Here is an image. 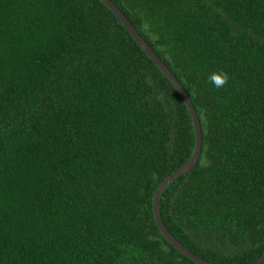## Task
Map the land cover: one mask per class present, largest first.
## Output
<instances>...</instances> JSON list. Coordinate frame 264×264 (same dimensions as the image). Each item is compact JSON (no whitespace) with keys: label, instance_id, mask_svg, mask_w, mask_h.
Instances as JSON below:
<instances>
[{"label":"trees","instance_id":"obj_1","mask_svg":"<svg viewBox=\"0 0 264 264\" xmlns=\"http://www.w3.org/2000/svg\"><path fill=\"white\" fill-rule=\"evenodd\" d=\"M113 1L201 123L197 164L160 197L164 222L205 259L255 264L264 0ZM220 70L230 80L217 89L208 75ZM194 149L181 94L101 0H0V264H199L153 210Z\"/></svg>","mask_w":264,"mask_h":264},{"label":"water","instance_id":"obj_2","mask_svg":"<svg viewBox=\"0 0 264 264\" xmlns=\"http://www.w3.org/2000/svg\"><path fill=\"white\" fill-rule=\"evenodd\" d=\"M121 21V23L126 27L128 32L133 36L135 41L141 46V48L148 54V56L156 63L160 70L169 78V80L174 84L176 89L181 94L184 99L189 112L191 114L194 129H195V149L192 156L176 171L167 176L157 187L153 196V210L154 216L157 222V225L162 232V234L169 240V242L174 245L179 251L184 253L186 256L194 260L199 264H219L208 259L203 258L202 256L196 254L190 248H188L184 243H182L168 228L166 223L162 218L160 211V197L163 190L175 179L183 175L184 173L191 170L198 162L201 147H202V129L200 119L197 113V110L193 104V101L188 94L187 90L180 82L178 77L173 73L170 67L163 61L159 54L151 47L147 42L144 36L138 31L135 25L131 20L126 16L123 10L113 1V0H101ZM255 264H264V254Z\"/></svg>","mask_w":264,"mask_h":264},{"label":"clouds","instance_id":"obj_3","mask_svg":"<svg viewBox=\"0 0 264 264\" xmlns=\"http://www.w3.org/2000/svg\"><path fill=\"white\" fill-rule=\"evenodd\" d=\"M148 82H151V77L147 78ZM230 76L226 71H214L208 75V82L213 85V87L220 89L228 85ZM156 99L160 101L161 104H165V96L163 92H160Z\"/></svg>","mask_w":264,"mask_h":264}]
</instances>
